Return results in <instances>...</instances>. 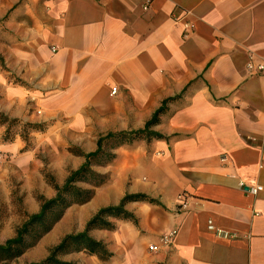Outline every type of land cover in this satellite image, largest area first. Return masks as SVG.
I'll use <instances>...</instances> for the list:
<instances>
[{
	"label": "crops",
	"instance_id": "0c3cea01",
	"mask_svg": "<svg viewBox=\"0 0 264 264\" xmlns=\"http://www.w3.org/2000/svg\"><path fill=\"white\" fill-rule=\"evenodd\" d=\"M19 1L0 0L5 25L32 30L35 20L49 31L33 40L28 30L4 53L6 114L74 117L90 152L100 134L143 128L174 98L152 127L165 137L119 149L114 181L75 204L78 233L126 194L155 200L128 202L132 218L107 216L112 228L91 229L112 254L87 251V264H264V71L247 66L264 61V0H24L13 11ZM17 9L27 13L19 23ZM241 182L263 190L254 195ZM173 230V242L160 244Z\"/></svg>",
	"mask_w": 264,
	"mask_h": 264
},
{
	"label": "rangeland",
	"instance_id": "374dc122",
	"mask_svg": "<svg viewBox=\"0 0 264 264\" xmlns=\"http://www.w3.org/2000/svg\"><path fill=\"white\" fill-rule=\"evenodd\" d=\"M21 5H25L24 0L19 1L12 10L14 11ZM14 13L17 15V23L20 22L21 17L27 15L26 11H19L18 9ZM6 20V17H0V55L4 58L5 52L10 53L13 47L25 43L21 40V35L25 36L29 30L20 24H17L15 29H11L5 25ZM37 24V21H32L31 25L34 26V29L29 30L32 32L30 33V39L34 40L38 38V35L40 38L42 32L49 31L47 29H35ZM50 48L56 51L55 46L52 44H50ZM7 70H9L8 67L4 68L0 65V111L4 113L1 99L5 81L1 74ZM13 81L18 86L27 87L29 85L18 77H14ZM131 103H134L133 97L128 98L124 102L125 105ZM29 104L30 110L36 111L33 114L40 116L42 110L37 104V99L32 97ZM143 109V107L139 106L138 110L142 113ZM7 115L11 118H16L8 113ZM19 119L20 123L10 126L9 137H6L8 125L0 124V243H4L6 239L16 235L17 228L25 221L28 213H36L35 211L38 212L40 210L42 196L47 198L55 196L56 190L53 187V181H50L47 175L54 176L55 182L62 184L57 181L55 173H61L66 177L72 170L80 166L81 159L84 160L85 158L78 152L85 151V146L83 147V145L87 143V134L83 132L84 124H79V126L73 123L74 117L67 116L59 111L55 118H48L46 121L31 122L21 117ZM28 124H41L42 127L33 128ZM139 143L140 141L133 144H125L114 151L119 155V149L135 148ZM106 149H111L109 143L106 144ZM117 160L116 157L115 160L106 166L95 165V169L109 175L110 182H113L114 167L117 164ZM107 168L109 169L105 170ZM83 185L89 187L88 184ZM74 205L66 210L65 217L63 216L64 219L62 217V221L59 220L34 246L28 248L21 256L0 264H28L45 259L49 255L50 249L57 245L64 236L74 234L78 228H81L82 222L73 220V217L77 214L76 209L79 208L77 207L79 204L73 207ZM60 221L62 228L59 230L57 225ZM69 229H71V233H67ZM60 259L78 264H87V250L73 251L60 256Z\"/></svg>",
	"mask_w": 264,
	"mask_h": 264
},
{
	"label": "trees",
	"instance_id": "16d2710c",
	"mask_svg": "<svg viewBox=\"0 0 264 264\" xmlns=\"http://www.w3.org/2000/svg\"><path fill=\"white\" fill-rule=\"evenodd\" d=\"M0 65L5 66V59L0 55ZM174 98H167L162 105L153 113L143 128L121 131H110L101 135L97 141V149L90 152L80 151L85 157L84 163L74 169L67 176L65 182L60 185L55 182L54 176L48 174L53 187L56 190L54 197H41L40 210L36 213H28L25 221L17 228L16 235L0 243V263L13 260L21 256L28 248L34 246L54 225L62 219L66 210L73 204H83L89 201L95 194V189L110 182V176L97 171L95 165L106 166L117 157L116 148L133 144L142 139L152 137L164 138L165 136L156 132L152 127L161 121V115L166 111L168 103ZM20 123L19 118H11L0 111V124L8 125L7 136L10 135V126ZM33 128L42 127L41 124H28ZM111 149H106V144ZM88 184L89 187L83 185ZM131 201H155L146 194H126L118 205L102 207L86 224L82 232L67 234L54 247L50 249L49 255L39 262L28 264H78L76 262L64 261L60 256L73 251L87 250L90 253H102L111 256L102 242L96 241L89 235V231L95 227L112 228L111 222L105 219L107 216L123 215L132 218L133 215L125 209V205Z\"/></svg>",
	"mask_w": 264,
	"mask_h": 264
},
{
	"label": "built area",
	"instance_id": "2783aa9c",
	"mask_svg": "<svg viewBox=\"0 0 264 264\" xmlns=\"http://www.w3.org/2000/svg\"><path fill=\"white\" fill-rule=\"evenodd\" d=\"M186 27H189V23H186ZM248 68L250 71L256 72V71H264V61L261 62H254L253 59H251L248 64ZM117 88H113V93H116ZM225 159V158H224ZM242 187H246L248 192H251L252 194L256 195L261 190H263V186L261 184H253V185H247L244 182H241ZM208 228L211 230L220 231L218 228H215L213 221L210 219L208 221ZM175 237V231H170L167 234H164L160 237L159 241L162 245H169L173 242ZM149 248L151 250H158L159 244H150Z\"/></svg>",
	"mask_w": 264,
	"mask_h": 264
}]
</instances>
